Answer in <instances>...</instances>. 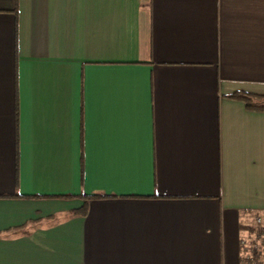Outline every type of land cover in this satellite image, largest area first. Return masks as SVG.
Returning a JSON list of instances; mask_svg holds the SVG:
<instances>
[{
  "label": "crops",
  "instance_id": "1",
  "mask_svg": "<svg viewBox=\"0 0 264 264\" xmlns=\"http://www.w3.org/2000/svg\"><path fill=\"white\" fill-rule=\"evenodd\" d=\"M264 0H0V264H243L264 215Z\"/></svg>",
  "mask_w": 264,
  "mask_h": 264
},
{
  "label": "built area",
  "instance_id": "2",
  "mask_svg": "<svg viewBox=\"0 0 264 264\" xmlns=\"http://www.w3.org/2000/svg\"><path fill=\"white\" fill-rule=\"evenodd\" d=\"M255 224L258 228V233L252 231L250 235H260L264 237V215H258L255 219ZM251 237V236H250ZM241 245L244 249L245 260L243 264H258L259 263V253L256 249V244L248 238H243L241 240Z\"/></svg>",
  "mask_w": 264,
  "mask_h": 264
},
{
  "label": "rangeland",
  "instance_id": "3",
  "mask_svg": "<svg viewBox=\"0 0 264 264\" xmlns=\"http://www.w3.org/2000/svg\"><path fill=\"white\" fill-rule=\"evenodd\" d=\"M256 219V218H255ZM253 231H258V228L256 224L254 223ZM258 233V232H257ZM251 237H248L252 239V241L256 244L257 252L259 253V262L264 260V237L260 235H250Z\"/></svg>",
  "mask_w": 264,
  "mask_h": 264
},
{
  "label": "trees",
  "instance_id": "4",
  "mask_svg": "<svg viewBox=\"0 0 264 264\" xmlns=\"http://www.w3.org/2000/svg\"><path fill=\"white\" fill-rule=\"evenodd\" d=\"M233 97L242 99L250 107L264 108V105H255L253 101L255 98H258V97L251 95L249 93H235ZM258 264H264V260L260 261Z\"/></svg>",
  "mask_w": 264,
  "mask_h": 264
}]
</instances>
